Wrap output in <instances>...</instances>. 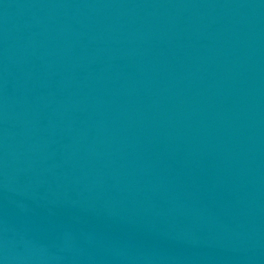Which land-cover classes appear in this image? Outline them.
<instances>
[{"label": "water", "instance_id": "95a60500", "mask_svg": "<svg viewBox=\"0 0 264 264\" xmlns=\"http://www.w3.org/2000/svg\"><path fill=\"white\" fill-rule=\"evenodd\" d=\"M0 264H264V0H0Z\"/></svg>", "mask_w": 264, "mask_h": 264}]
</instances>
